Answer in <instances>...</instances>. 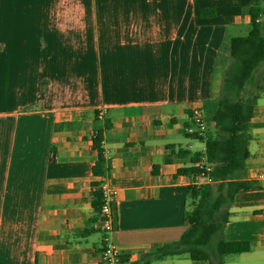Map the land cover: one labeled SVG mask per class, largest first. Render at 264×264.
Segmentation results:
<instances>
[{
    "label": "crops",
    "instance_id": "0c3cea01",
    "mask_svg": "<svg viewBox=\"0 0 264 264\" xmlns=\"http://www.w3.org/2000/svg\"><path fill=\"white\" fill-rule=\"evenodd\" d=\"M261 4L0 0V264H100L92 199L102 179L117 190L119 264L178 239L191 173L177 170L204 150L186 131L191 108L201 107L212 132L229 40L248 33ZM209 8L212 15H200ZM239 96L254 98L240 178L256 187L235 193L221 234L250 249L221 260L264 264V60ZM98 127L106 159L99 178L91 171ZM157 260L206 264L186 255Z\"/></svg>",
    "mask_w": 264,
    "mask_h": 264
},
{
    "label": "trees",
    "instance_id": "16d2710c",
    "mask_svg": "<svg viewBox=\"0 0 264 264\" xmlns=\"http://www.w3.org/2000/svg\"><path fill=\"white\" fill-rule=\"evenodd\" d=\"M263 1L254 0V6ZM260 6L251 12V28L248 33L233 36L229 40L228 49L232 61L224 73L221 95L209 118L214 121V130L212 132L206 130L203 138L189 134L204 140L203 152H194L190 159L194 162L204 155L211 164L209 175L212 181L198 186L187 185L183 212L186 229L180 237L157 245L132 264H150L153 258L174 255H186L192 260L206 261V264H222L223 255L250 249L248 240H225L221 231L227 221L228 208L235 193L256 187L254 182L240 178L248 155L247 128L253 113L254 98H242L239 94L250 82L255 68L264 60V27L262 22L255 21ZM199 13L212 15L214 10L209 8ZM94 115L98 120L97 111ZM109 126L110 121L106 118L104 127ZM101 141L102 131L98 127L92 137V145L97 155L91 166L92 174L97 178L102 177L106 170ZM194 171L193 166L177 170L183 174ZM99 182H94V186ZM100 202V190L95 188L92 205L98 215ZM213 237L216 240L211 245Z\"/></svg>",
    "mask_w": 264,
    "mask_h": 264
},
{
    "label": "built area",
    "instance_id": "2783aa9c",
    "mask_svg": "<svg viewBox=\"0 0 264 264\" xmlns=\"http://www.w3.org/2000/svg\"><path fill=\"white\" fill-rule=\"evenodd\" d=\"M264 18V1L256 15L255 21L260 22ZM103 111L97 112V117L103 119ZM192 125L186 128L190 134L198 137H204L207 130V121L204 113L199 106L191 108ZM195 171L191 173L189 185L198 186L212 181L209 172L211 164L202 155L193 164ZM259 175L262 176V173ZM97 188L101 193V202L99 206V221L96 227L101 231L102 250L100 252V264H119L121 260L120 252L112 237L115 230L114 224V201L117 193L116 188L111 186L106 179H102Z\"/></svg>",
    "mask_w": 264,
    "mask_h": 264
},
{
    "label": "rangeland",
    "instance_id": "374dc122",
    "mask_svg": "<svg viewBox=\"0 0 264 264\" xmlns=\"http://www.w3.org/2000/svg\"><path fill=\"white\" fill-rule=\"evenodd\" d=\"M180 137V139L181 140H183V139H185L182 135L181 136H179ZM193 142H195V143H198L199 141L198 140H193ZM200 143V142H199ZM215 237H213V239H212V241H211V245H213L214 244V242H215ZM157 259H159V258H153L151 261H155L156 262V264L158 263V260Z\"/></svg>",
    "mask_w": 264,
    "mask_h": 264
}]
</instances>
